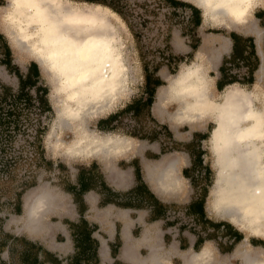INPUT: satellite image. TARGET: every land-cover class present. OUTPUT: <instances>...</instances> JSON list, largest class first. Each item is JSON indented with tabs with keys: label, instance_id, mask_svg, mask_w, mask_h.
<instances>
[{
	"label": "rangeland",
	"instance_id": "374dc122",
	"mask_svg": "<svg viewBox=\"0 0 264 264\" xmlns=\"http://www.w3.org/2000/svg\"><path fill=\"white\" fill-rule=\"evenodd\" d=\"M1 1L0 12L7 6L9 0ZM183 1L197 6L201 13V24L194 32L200 41L194 51L191 48V42H193V38L190 37L191 29H187V19L190 15L188 8H177L174 12H171L173 10L167 7L166 4H163L161 0H124V14L129 23L128 25L118 15L117 17L103 12L105 13L104 27H107L105 29H109L113 35L121 36L119 40L123 39L125 56L129 67V81L127 90L123 95L118 97L117 102L113 106H110L108 111L89 118L87 124L91 129L100 133L110 132L131 137L130 134L135 133L137 122L130 114L121 115L112 124V130H100L97 127V122L119 111L133 99L142 96L144 85L143 65L146 64L150 68L159 65L157 75L164 81V84L157 88L154 102L150 108L153 119L160 124L167 125L172 131L173 137L179 142L189 141L195 131L207 133L206 139L198 142L201 149H203V161L210 167V183L207 182L208 193L205 198L207 213L215 219L232 223L248 238L261 237V239H264V235L248 232V230L240 228V226L231 222L227 215L218 214L208 207L216 173L214 157L209 143L210 131L214 126L212 118L208 116L203 121L192 122L180 120L174 116L179 104L176 100L169 97L165 99L162 106H156L159 90L167 88L166 86H169V82L180 70L193 63L202 64L207 80L210 83L212 94L216 100H220L221 92L226 87L222 91H217L214 83L219 75L218 66L221 62L222 52L226 49L224 37L231 31L255 35L257 40L258 38L261 39V48H263L264 54V27L259 25V21L255 17V12L258 9L264 10V0H259L255 4L246 26L233 24L226 17L221 18V21L214 22L211 19H205L204 8L198 1ZM82 4L79 3V5ZM0 32L3 34L4 40L11 50L12 63L17 65L22 72H25L30 62H36L40 73L38 85L41 88L47 89V93L43 97L46 101L45 105L24 110H22V105H19L21 110L18 125L16 127L10 125L8 128L0 130V182H4V185L0 186V231L17 236H25L28 239L36 241L56 253L62 259V264H68L74 248L68 235L69 231L65 220L75 219L78 215L70 195L63 189V184L67 180L73 181L81 166L94 163L104 175L108 176L109 174L113 177L115 176L113 172L119 171V169L127 170L131 166V161L135 158L138 159L143 178L152 187L156 195L166 203L175 204L179 207L178 212H170L168 218L179 217L182 223H190L182 209L195 194L191 180L182 175V168L190 164L188 153L184 150H171L161 154L158 158H153L152 155L159 153L163 144L166 148L171 146V140L168 141L164 133H160L158 139L152 142L147 139L132 137L134 139V146L128 153L112 157L108 160H104V158L100 159L98 156L85 158L66 156L63 147L55 148L53 146L57 137H60L65 142H69L73 138L71 130L64 127L59 129L55 125L57 118L55 93L57 81L55 77L50 71L42 67L28 52L14 46L1 24ZM168 53L174 55L170 62L165 61ZM218 53L219 58H217ZM262 61L264 62V55L262 56ZM255 77V83L252 86L235 85L245 90L253 91L254 95H251V100L264 111V64H261V72L257 71ZM0 84L8 86L12 89L13 93L18 88L16 75L8 71L1 63ZM30 92L33 96L37 97L35 89H31ZM248 97L247 99L245 97L241 99L243 102H246L249 99ZM10 104V100L4 102V110L2 112L4 116ZM141 122L142 131L148 134L153 128V122L150 120H142ZM53 128L56 129L58 135L51 136ZM38 130L41 131L39 142L35 138L36 131ZM37 145L39 148H37ZM162 158L179 161V163L177 162L176 174L171 178L174 184L167 185L166 190L161 189L147 175L148 165ZM3 163L8 167L7 170L2 168ZM18 191H23V193L21 195V209L19 212H16L13 204L5 203V200L13 197L14 193ZM40 196L47 197L46 207L39 214L40 222L33 227L31 226L30 218L25 213V204L26 200L30 199V197L34 199ZM106 209L108 208L92 203L91 209L88 211L89 221L97 225L94 235L102 243L104 241L108 243V239L111 237H114L112 241L115 242L116 231L114 229L116 227L118 239H120V244H122L123 233H121L120 227H122L126 216L117 212L116 215L113 212L109 216V212ZM145 227L144 224L140 226L131 225L129 234L132 239H140ZM177 234V225L169 229L163 228L159 234V239H157L158 236L154 237L152 233V243H157L161 247L162 262L168 260L171 264H185L187 255L192 254L193 251L171 249V242H173V238L177 239ZM148 244V241L140 242L139 252L141 257L148 255ZM119 250L120 247L118 248ZM261 251L263 250L261 249ZM1 257L6 259V254L2 253ZM210 258H207L208 262L206 264H243L240 253L220 254L218 251L215 252V250L213 253L211 249ZM107 259L106 262L100 260V264H114V260Z\"/></svg>",
	"mask_w": 264,
	"mask_h": 264
},
{
	"label": "bare ground",
	"instance_id": "6f19581e",
	"mask_svg": "<svg viewBox=\"0 0 264 264\" xmlns=\"http://www.w3.org/2000/svg\"><path fill=\"white\" fill-rule=\"evenodd\" d=\"M196 1L204 8L205 19L214 22L226 17L237 23L245 22L256 2ZM103 12L117 16L107 7L71 0H9L0 12V24L13 45L33 56L57 81L55 125L71 130L73 138L65 142L57 137L53 146L63 147L69 157L103 158L109 149L132 141L127 136L100 133L87 124L89 118L117 102L129 81L123 39L105 29ZM198 71V65L192 64L160 90L159 101L166 93L175 100L179 96L189 100L187 106H178L177 118L185 115L186 107L193 113L201 108L207 91L199 90L203 76ZM251 95L253 91L231 84L221 92L220 100L210 104L215 125L209 143L216 173L208 207L248 232L264 235V111ZM247 96L243 102L241 98ZM56 135L53 128L51 136ZM173 172V168H161L158 186L163 177L172 178Z\"/></svg>",
	"mask_w": 264,
	"mask_h": 264
},
{
	"label": "trees",
	"instance_id": "16d2710c",
	"mask_svg": "<svg viewBox=\"0 0 264 264\" xmlns=\"http://www.w3.org/2000/svg\"><path fill=\"white\" fill-rule=\"evenodd\" d=\"M71 1L98 4L103 7H107L121 17L127 25L129 24L124 14V0ZM161 1L173 10L171 12H174L177 8H188L190 10V15L187 19V29H191V35H188L193 38V42H191L192 51L196 50L200 40L194 32L201 24L200 9L197 6L183 0ZM1 3L2 1L0 0V5ZM255 15L260 18V25L264 27V11L261 10V13L257 12ZM227 36L232 39V51L229 55H224L222 57L221 63L218 66L219 75L215 80V87L217 91H222L226 86L231 84L252 86L255 83V71L259 66V57L256 53L253 37L243 36L242 34H238L234 31L229 32ZM0 54V63L4 65L8 71L13 72L18 79V88L15 93H13L12 89L8 86L0 84V130H3L4 128H8L10 125H13V127L18 125L21 110L19 105H22V110L45 105L46 101L43 97L46 95L47 89L44 87L41 88L38 85L40 73L36 62H30L25 72H22L17 65L12 63L11 50L5 42L1 32ZM173 56L174 55L172 53H168L165 61L170 62ZM158 67L159 65H155L152 68L146 64L143 65L144 85L142 96L133 99L119 111L108 115L104 119L98 120L97 127L100 130H112V124L119 119L121 115L130 114L137 122L135 133H131V137L147 139L152 142L158 139V135L160 133H164V136L168 139V141L171 140V146L166 148L163 144L159 153L152 155L153 158H158L161 154L167 153L171 150H184L189 153L191 157L190 164L182 169V174L184 177L191 180L195 194L188 204L185 205L186 208L183 209V207L182 209L184 215L190 219L191 227L197 228L198 225L196 224V219L193 215L191 216V214L188 213V210L192 207L194 201H197L203 210L205 198L208 193L207 182L210 183V167L203 161V149H201V146L198 143L201 140L206 139L207 133L195 131L189 141L179 142L173 138V133L167 125L160 124L153 119L150 108L154 102L157 88L164 84V81L157 75ZM31 89H35L37 97L31 94ZM6 100H10L11 104L4 116L2 112L4 110L3 105ZM142 120H150L153 122V128L148 134L143 132L141 129ZM40 135L41 131H36L35 138L37 142H39ZM37 148H39L38 145ZM130 165L134 168L137 185L127 191H113L111 187L107 185L103 177V173L97 166L94 165V163L79 167L77 171V184H72L67 180L63 184V189L72 194L73 202L77 204V210L81 216L87 209V205L84 203L82 195L89 190H97L101 194V206L107 203H115L119 206L130 207L131 203H129L128 199H125V197L130 195L132 192L137 193L140 184L145 186L141 178L138 159H133ZM2 168L7 170L8 167L5 166V163H3ZM3 185L4 182H0V186ZM23 191H18L14 193L13 197H9L5 200V203L13 204L16 212H19L21 209V195ZM148 194L154 198V202L156 204H161L163 207H166V211L169 210V212H178L179 207L175 204L161 203L151 192ZM119 198L121 200H119ZM172 222H179L178 217H175ZM221 222L230 225L227 221H220L216 224L220 225ZM65 223L70 231L74 248L73 254L68 260V264H99V257L97 253L99 242L93 236V233L97 229V225L89 223L88 220L83 217H80L77 221L65 220ZM184 225L187 226L186 223H180L179 228L184 227ZM199 230L201 229L199 228ZM221 236L223 235L221 234ZM240 239L241 235L239 237H234L231 243L229 245H224V247H222L221 242H219V247L221 250L230 251ZM200 242L202 241L198 238L195 243V246L197 245V249ZM117 246L118 243L111 247L112 256L116 255ZM4 251L8 252L7 260L1 257V254ZM0 264H62V259L42 244L28 239L25 236H17L8 232L0 231Z\"/></svg>",
	"mask_w": 264,
	"mask_h": 264
},
{
	"label": "crops",
	"instance_id": "0c3cea01",
	"mask_svg": "<svg viewBox=\"0 0 264 264\" xmlns=\"http://www.w3.org/2000/svg\"><path fill=\"white\" fill-rule=\"evenodd\" d=\"M258 1L259 0H256L253 7ZM253 7L251 8L250 13ZM261 10L264 11L263 9H258L255 12V14L257 12L261 13ZM249 16L250 14H248L247 19H245V22L243 23H237L229 18H228V21L236 25L246 26L248 24ZM255 17L258 19L259 25H260V18H258L256 15ZM238 34H242V33H238ZM242 35L253 37V41H254L255 48H256V53L259 57V66L257 70L255 71V73L257 71L261 72V64H264V62L262 61V56L264 54H263V48H261V39L258 38L257 40L255 38V35H251V34H242ZM224 39H225L224 42H225L226 49L225 51L222 52V57L224 55L230 54V52L232 51V45H233L232 39L230 37L226 36L224 37ZM263 43H264V35H263ZM217 58H219V53H218ZM193 64L198 65V69H199L198 72L201 76H203L200 81L201 85H199V90L200 91L206 90L207 91L206 96L201 98V101H200L201 108L199 109L197 113H193L190 109L186 107L185 115L179 117L178 119L183 120V121L184 120L191 121V122L192 121H203L209 116L210 118H212V120L214 121V125H215V119H214V115L210 107V104L212 102H217V101L212 94L210 83L207 80L202 64L200 63H193ZM190 67L191 65H187L184 69L180 71L185 72ZM214 86H215V83H214ZM160 90H164V89L162 88ZM160 90H159V93H160ZM185 91H183V94ZM159 93L157 95L156 106H162L166 98L168 97L171 98L166 93L162 96L161 100L159 101ZM181 97L182 96L177 97L176 101L178 102L179 105L183 104L187 106L189 103V100L188 99L183 100V98L180 99ZM174 116L177 117L176 115ZM130 139L132 140L131 143L127 144L124 147H121V148L114 147L113 149H109L108 155H105L103 157L104 160H108L112 157L114 158L117 156H122L128 153L134 146V139L132 137H130ZM88 157H93V156H88ZM103 158L100 157V159H103ZM190 160H191V157H190ZM177 162L179 163V161L175 159H165V158L159 159L156 162H153L152 164L148 165L147 175L149 178H152L155 181V183L158 185L157 172L158 171L160 172L161 168L163 170V168L166 166L167 169L169 168L174 169V172H173V176H174L177 170ZM155 167L157 168V170H155ZM140 173H141V170H140ZM113 175L115 176L111 177L109 174L108 176H106L103 173V177L107 185L110 186L113 191L123 192L137 185L134 168L132 166H130L127 170L119 169V171L113 172ZM141 178L145 186L140 184L139 190L137 193L132 192L130 193V195L125 197V199H128V202L131 203L130 207L119 206L115 203H107L105 205H102V207L108 208L106 210L107 212H109V216H110V213L114 212V215H116V212H117L121 215H125L126 219L124 220L122 227H120V231L121 233H123V243L122 244H120V239L117 238L118 231L116 230L117 229L116 227L114 229L116 231L115 242L112 241L114 237H111L108 239V243L106 241L102 243L100 242L99 238L96 237L93 233V236L99 242V247L97 250L98 257H99V264H100V260H103V262H106L108 260L107 258L114 260V264H131V263L132 264H171L168 260L165 262L161 261L162 260L161 247L157 243H152L153 237L151 235L153 233V236L154 237L158 236L157 239H159L160 237L159 234L163 228L169 229L175 225H177L178 234H177V239L173 238V242H171L172 243L171 249L173 250L178 249L179 251H193L192 254L187 255V257L185 258V264H206L208 262L207 258L211 259L210 258L211 249L213 250V253L215 250V252L218 251L220 254L240 253L242 260H243V264H261V260H264V239H261V237L248 238L243 234L241 230L236 228L230 222H229L230 225H227L222 222L220 225L216 224L222 220H218V219L211 217L206 211L205 203H204L203 210H202V208L199 206V203L197 201H194L192 207H190V209L188 210V213L191 214V216L193 215L195 217L196 222H197L196 224L198 225L197 228L191 227V222L188 223L187 226L184 225V227L179 228V224L182 223L181 219L178 217L179 222L174 223L172 222V220L175 217L171 219L168 218V215L170 213L169 210L166 211L167 209L166 207H163V205L161 204H156L154 202V198L151 197L150 194L148 193L151 192L157 198V200H159L161 203H166V202L160 199L156 195L155 191L152 189L151 186L148 185V182L143 178L142 174H141ZM70 182L72 184H77V174L75 176V179ZM159 184H161V187H160L161 189L166 190L167 185H172L174 183L171 180V177H163L161 179V182H159ZM67 193L70 195L71 201L73 205L75 206V208L77 209V204L73 202L72 194L70 192H67ZM46 198H47L46 196H40L34 199L33 197L32 198L30 197V199L26 200L27 202L25 204V213L30 218V223H31V226L33 227H35L40 222L39 214L42 213V211L46 207V202H47ZM82 198H83L84 203L87 205V209L85 210L82 216L79 214L77 210L78 216L77 218L72 219V221H77L80 217H83L87 219L89 223H91L88 219V211H90L92 203L97 204L98 206L100 205V200L102 199V196L97 190H89L82 195ZM119 200L121 199L119 198ZM185 208L186 206L183 209ZM188 220L190 221L189 218ZM115 221H117V219H115ZM141 224H144L146 226L145 230L142 236L140 237V239L133 240L131 235L129 234V232L131 231L130 226L131 225L140 226ZM199 228L201 230H199ZM240 228H243V227H240ZM221 234L223 236H221ZM68 235L71 239L72 246H73V240L70 235V231L68 232ZM240 235H241V239L233 246V248L230 251L221 250V248L219 247V242H221L222 247H224V245H229L234 237H239ZM168 236L170 237V235ZM198 238L202 242L198 244V249H197L196 248L197 245L195 246V243ZM141 241H148L149 243L148 244L149 253L146 257H141V254L139 252V244ZM116 242H119L117 246V252L115 256H112L111 247L113 245L115 246ZM119 247H120V250L118 251ZM261 249L263 251H261ZM2 253L6 254V260H7L8 252L4 251Z\"/></svg>",
	"mask_w": 264,
	"mask_h": 264
}]
</instances>
